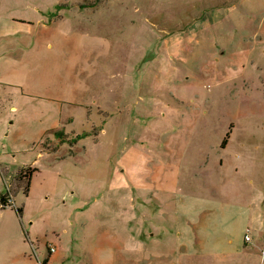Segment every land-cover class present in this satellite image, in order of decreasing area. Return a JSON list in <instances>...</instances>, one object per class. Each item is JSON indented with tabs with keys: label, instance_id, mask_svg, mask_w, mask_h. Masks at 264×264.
<instances>
[{
	"label": "rangeland",
	"instance_id": "obj_1",
	"mask_svg": "<svg viewBox=\"0 0 264 264\" xmlns=\"http://www.w3.org/2000/svg\"><path fill=\"white\" fill-rule=\"evenodd\" d=\"M250 3L0 0V84L20 87L0 85V195L16 202L0 208V264H86L162 201L243 208L247 181L264 186V5Z\"/></svg>",
	"mask_w": 264,
	"mask_h": 264
},
{
	"label": "crops",
	"instance_id": "obj_2",
	"mask_svg": "<svg viewBox=\"0 0 264 264\" xmlns=\"http://www.w3.org/2000/svg\"><path fill=\"white\" fill-rule=\"evenodd\" d=\"M245 1L251 2L252 10L264 5V0ZM169 41L171 42L172 38ZM1 82L0 85L3 87L20 89L8 81ZM100 112V115L104 114L103 111ZM106 133V127L102 126L99 137L95 138L96 142H100L101 135ZM14 179L13 177L10 181ZM233 183L234 181L224 180L218 188L219 190L224 188L228 197L227 191L232 188ZM247 183L252 186L249 189L250 200L247 202L241 197L244 203L240 199L237 201L244 205L243 208L232 207V205L236 206L234 202L230 203L229 209L186 207L184 203L187 198L182 200L180 196L177 198L178 201L184 202L183 205H168V201L167 203L162 201L159 213L154 209L155 214L148 213L143 220H138L142 228L138 236L128 237V240L119 235L110 237L111 243L123 242L126 245L121 244L123 247L118 248L120 250L111 248L106 251L101 247L92 254L84 253V262L86 264H264L262 257L264 254V212L262 211L264 186H260L253 180ZM194 199L201 201L199 198ZM220 202L221 200H217L215 205H219ZM126 225L130 227L128 222ZM242 230L245 232L244 235ZM248 231L252 233L249 242L246 241ZM234 233H240V237ZM101 240L103 239L99 241ZM132 242L140 245L141 252L134 249ZM115 247L120 246L115 245ZM54 249L55 251L51 253L56 252V248Z\"/></svg>",
	"mask_w": 264,
	"mask_h": 264
},
{
	"label": "trees",
	"instance_id": "obj_3",
	"mask_svg": "<svg viewBox=\"0 0 264 264\" xmlns=\"http://www.w3.org/2000/svg\"><path fill=\"white\" fill-rule=\"evenodd\" d=\"M78 139H80V137H77L76 141H78ZM32 177H33V171L32 170L28 171L25 174L24 178L20 177V181L21 180H28V182H29V183H27V186H26V189H25V193L26 194H28L29 191H30V183L32 182ZM6 195L7 194L1 196V199H0L1 207L2 208H6V209L14 207L15 204L13 205L12 201L10 202V199H11L10 196L9 195L6 196ZM11 203H12V205H11ZM16 210H17L19 216H22V214L24 212L23 208H16ZM45 264H47V262Z\"/></svg>",
	"mask_w": 264,
	"mask_h": 264
},
{
	"label": "built area",
	"instance_id": "obj_4",
	"mask_svg": "<svg viewBox=\"0 0 264 264\" xmlns=\"http://www.w3.org/2000/svg\"><path fill=\"white\" fill-rule=\"evenodd\" d=\"M8 192H9V190H8ZM6 193L7 195H9L10 196V198H11V195L9 194V193ZM12 199V198H11ZM11 199H10V202H11ZM247 239H246V241L247 242H249L250 241V239H251V236H250V231H248V234H247V237H246ZM52 251L51 252H53V251H55V249L54 248H52L51 249Z\"/></svg>",
	"mask_w": 264,
	"mask_h": 264
},
{
	"label": "water",
	"instance_id": "obj_5",
	"mask_svg": "<svg viewBox=\"0 0 264 264\" xmlns=\"http://www.w3.org/2000/svg\"><path fill=\"white\" fill-rule=\"evenodd\" d=\"M0 208H1V201H0Z\"/></svg>",
	"mask_w": 264,
	"mask_h": 264
},
{
	"label": "bare ground",
	"instance_id": "obj_6",
	"mask_svg": "<svg viewBox=\"0 0 264 264\" xmlns=\"http://www.w3.org/2000/svg\"><path fill=\"white\" fill-rule=\"evenodd\" d=\"M7 196V195H6Z\"/></svg>",
	"mask_w": 264,
	"mask_h": 264
}]
</instances>
